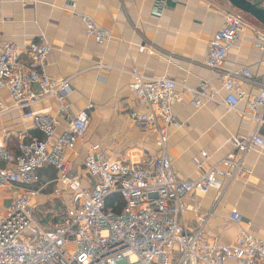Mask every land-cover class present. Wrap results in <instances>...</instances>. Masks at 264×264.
Returning <instances> with one entry per match:
<instances>
[{
    "label": "built area",
    "instance_id": "2783aa9c",
    "mask_svg": "<svg viewBox=\"0 0 264 264\" xmlns=\"http://www.w3.org/2000/svg\"><path fill=\"white\" fill-rule=\"evenodd\" d=\"M81 20L98 45L110 44L111 30L88 16ZM247 28L255 33V48L264 51V27L251 25L244 14L228 9L223 27L208 45L206 66L211 71L223 68ZM53 51L44 35L25 54L14 44L1 49L0 34V92L6 91L12 100L11 106L0 100V118L18 111L44 135L18 134L15 153L5 141L9 131L3 129L0 136V189L9 193V204L0 214V264H264V239L250 232L237 210L229 220L239 226V233L232 244L223 245L205 234L210 214H198L195 229L188 230L184 204L194 193L223 190L238 178L246 156L264 149V136L256 130L234 137L233 151L216 163H210L208 153L202 152L204 161L197 166V178L179 179L168 151L171 129L178 127L173 108L182 101L179 84L168 77L148 78L135 69L130 88L146 110L133 113V120L155 133L157 152L129 163L90 152L81 177L66 161L65 152L85 142L94 105L71 116L70 80L46 72ZM220 80L223 103L230 110H236L246 98L242 85L256 82L248 67L224 72ZM260 87L243 115L259 110L264 116V83ZM184 88L193 94L195 108L220 97L207 81L196 89ZM50 99L57 101L60 117H70V129L62 135L56 133V118L32 111ZM252 116L259 126L264 125L263 117ZM45 165L56 168L53 183L58 188L52 196L66 207L55 215L58 222L51 229L36 219L39 208L33 204L50 185L40 183L38 170ZM36 184L40 186L36 188ZM116 195L119 200L114 199Z\"/></svg>",
    "mask_w": 264,
    "mask_h": 264
},
{
    "label": "crops",
    "instance_id": "0c3cea01",
    "mask_svg": "<svg viewBox=\"0 0 264 264\" xmlns=\"http://www.w3.org/2000/svg\"><path fill=\"white\" fill-rule=\"evenodd\" d=\"M227 10L225 0H0L1 49L14 44L25 54L44 35L54 48L47 74L70 80L71 116L88 104L94 105L85 142L65 152L66 161L81 177L90 152L120 163L141 161L157 152L155 133L133 120V113H143L146 108L130 88L131 71L137 69L148 78L175 80L182 101L173 108L178 127L171 129L168 151L175 175L181 180H195L197 166L204 161L202 152L208 153L210 163H216L233 151L234 137L256 130L264 136V125L259 126L252 116L264 120L261 112L243 115L247 103L259 94L260 84L264 83V51L255 48L253 30L245 29L220 71L213 72L206 66L209 42L223 27ZM83 15L112 31L110 44L98 45L88 36ZM241 67H248L256 82L242 85L246 98L236 110H230L223 103L225 91L220 78L222 73ZM201 81L209 82L220 97L195 108L193 94L184 87L196 89ZM0 100L12 105L6 91L0 92ZM58 107L57 101L50 99L32 111L56 118V133L62 135L70 129V117H60ZM3 129L9 131L5 141L13 153L18 134L44 137L18 111L0 118V136ZM38 175L40 183L50 185L37 198L36 206L48 208L59 202L60 209L66 210L62 200L52 196L58 188L53 183L58 176L56 168L45 165ZM39 186L36 184V188ZM8 197L9 193L1 189V214L9 204ZM184 204L190 231L196 227L198 214H210L206 236L230 245L237 238L239 226L229 216L237 210L250 232L264 239V149L248 154L243 173L223 190H212L207 195L194 193ZM48 216L45 223L37 220L51 229L58 221L55 215Z\"/></svg>",
    "mask_w": 264,
    "mask_h": 264
},
{
    "label": "water",
    "instance_id": "95a60500",
    "mask_svg": "<svg viewBox=\"0 0 264 264\" xmlns=\"http://www.w3.org/2000/svg\"><path fill=\"white\" fill-rule=\"evenodd\" d=\"M238 12L252 18L257 24L264 27V7L250 0H226Z\"/></svg>",
    "mask_w": 264,
    "mask_h": 264
},
{
    "label": "rangeland",
    "instance_id": "374dc122",
    "mask_svg": "<svg viewBox=\"0 0 264 264\" xmlns=\"http://www.w3.org/2000/svg\"><path fill=\"white\" fill-rule=\"evenodd\" d=\"M255 1H257V0H255ZM259 2H260V4L261 3H263L261 0H258ZM264 4V3H263ZM227 8L228 9H230V10H235L234 8H232L230 5H228V2H227ZM236 11V10H235ZM245 18H246V20H247V22L249 23V24H251V25H257L258 26V24H257V22H255L252 18H250V17H248L247 15H245ZM1 190V189H0ZM37 201H39L38 199L33 203L34 205L36 204V202ZM56 206H57V203H54L53 204V207H51L52 209H54V208H56ZM50 207H48V208H45V207H41V208H39V210H38V215H37V218L36 219H43L44 217H46V214L49 212V209ZM58 209V208H57ZM55 210V215H58L57 213H59L60 214V210L58 209V210ZM1 214V213H0ZM50 218V217H49ZM49 220V219H48ZM46 227H50V226H48V223H47V226Z\"/></svg>",
    "mask_w": 264,
    "mask_h": 264
},
{
    "label": "trees",
    "instance_id": "16d2710c",
    "mask_svg": "<svg viewBox=\"0 0 264 264\" xmlns=\"http://www.w3.org/2000/svg\"><path fill=\"white\" fill-rule=\"evenodd\" d=\"M226 1V0H225ZM250 1H252V2H254V3H258V4H260V2L257 0V1H255V0H250ZM227 2V1H226ZM229 5V4H228ZM261 5V4H260ZM114 199H116V200H119V198L117 197V195L114 197ZM55 203V202H54ZM53 203V204H54ZM57 203V206H56V208H54V209H52L51 207H53V205L50 207V210H49V212L46 214V217H44L43 219H39V221H41V222H44L45 223V221L47 222V220H48V218H49V216L48 215H55V210L58 208L59 210H60V203L59 202H56ZM57 209V210H58ZM57 214H59V213H57Z\"/></svg>",
    "mask_w": 264,
    "mask_h": 264
}]
</instances>
